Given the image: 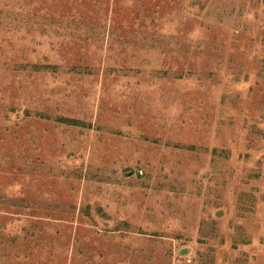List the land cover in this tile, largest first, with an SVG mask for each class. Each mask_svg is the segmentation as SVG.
<instances>
[{"label": "rangeland", "instance_id": "1", "mask_svg": "<svg viewBox=\"0 0 264 264\" xmlns=\"http://www.w3.org/2000/svg\"><path fill=\"white\" fill-rule=\"evenodd\" d=\"M0 264H264V0H0Z\"/></svg>", "mask_w": 264, "mask_h": 264}]
</instances>
